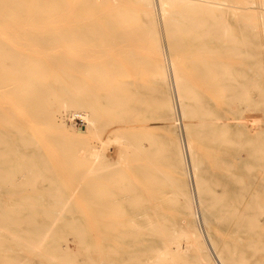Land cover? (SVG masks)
I'll use <instances>...</instances> for the list:
<instances>
[{
	"label": "bare ground",
	"instance_id": "obj_1",
	"mask_svg": "<svg viewBox=\"0 0 264 264\" xmlns=\"http://www.w3.org/2000/svg\"><path fill=\"white\" fill-rule=\"evenodd\" d=\"M156 5L0 0V264H264V0Z\"/></svg>",
	"mask_w": 264,
	"mask_h": 264
},
{
	"label": "rangeland",
	"instance_id": "obj_2",
	"mask_svg": "<svg viewBox=\"0 0 264 264\" xmlns=\"http://www.w3.org/2000/svg\"><path fill=\"white\" fill-rule=\"evenodd\" d=\"M154 2V18L155 15L157 16V5H156V0H153ZM256 11V9H254ZM158 17V16H157ZM157 20L158 22V18L155 19V21ZM157 26V32H158V36L161 35L162 38V43H161V49H163L162 54L164 55L165 58V68L167 70V75L169 77V84H170V89H169V94L171 96L172 99V103H173V107H174V117H175V124H176V131H177V138H178V143L180 144L181 147V151H183V155L185 158V163L187 166L186 167V173H187V181H188V186H189V191L191 192V198L193 201V207H194V216H195V222H196V226L198 228V230L201 232V234H203V228L201 225V218H200V212L198 209V205H197V201H196V197H195V192H194V187H193V182H192V175H191V171H190V167H189V162H188V156H187V150H186V146H185V142H184V133L182 130V126H181V120H180V114H179V110H178V106H177V101H176V96H175V91H174V87H173V81H172V75H171V70H170V66H169V60H168V55L167 52L164 50V40H163V33H162V27L160 26V22H158ZM262 29H260L259 33L262 34ZM160 39V36H159ZM161 41V40H160ZM163 45V46H162ZM262 69L264 70V49L262 51ZM264 85V83H263ZM253 94V97L256 99V94L254 92H251ZM229 121L231 122V125H233L232 120L229 119ZM264 128V127H263ZM262 130V128H261ZM25 153H27V151H25ZM35 186L37 188L38 191H41L43 189V182L42 179L38 178L35 182ZM261 187V184H259V188ZM66 191H61V193H65ZM27 192L22 191L20 194H16V193H5V192H0V212L1 213H9L11 211V208L15 207V205L20 206L21 208H23V211H28L27 206H25L26 204H24V202L21 203V200L19 198L20 195H25ZM15 194V195H14ZM6 195V196H5ZM17 198V199H16ZM4 200V201H3ZM41 204V203H40ZM39 204V205H40ZM41 205H46V204H41ZM38 212H41V210L39 209ZM88 221V232H89V242H87L88 245V250L91 251V253H89L91 256H94L95 254L98 253H103L106 250V246L104 244V242L101 241L100 236L98 235V233H95V229H94V225ZM8 230H13V228H8ZM7 235H9L7 233ZM105 246V248H104ZM35 263V261L33 262Z\"/></svg>",
	"mask_w": 264,
	"mask_h": 264
}]
</instances>
